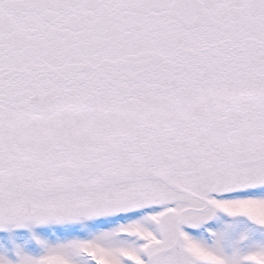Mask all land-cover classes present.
<instances>
[{"label":"snow or ice","instance_id":"6c2138e0","mask_svg":"<svg viewBox=\"0 0 264 264\" xmlns=\"http://www.w3.org/2000/svg\"><path fill=\"white\" fill-rule=\"evenodd\" d=\"M0 264H264V0H0Z\"/></svg>","mask_w":264,"mask_h":264},{"label":"rangeland","instance_id":"374dc122","mask_svg":"<svg viewBox=\"0 0 264 264\" xmlns=\"http://www.w3.org/2000/svg\"><path fill=\"white\" fill-rule=\"evenodd\" d=\"M36 231L41 232L44 235H52L53 234L52 229H48V228H37ZM30 246H33V247L30 248ZM27 250L33 254H39V252H40V249L38 247H36L35 244H30L28 246ZM12 258H13V256H12Z\"/></svg>","mask_w":264,"mask_h":264}]
</instances>
